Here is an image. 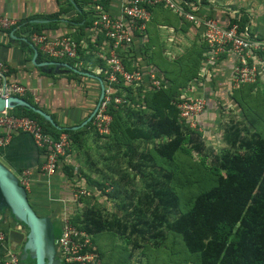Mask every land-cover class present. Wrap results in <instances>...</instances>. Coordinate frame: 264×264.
Returning a JSON list of instances; mask_svg holds the SVG:
<instances>
[{
  "label": "trees",
  "instance_id": "16d2710c",
  "mask_svg": "<svg viewBox=\"0 0 264 264\" xmlns=\"http://www.w3.org/2000/svg\"><path fill=\"white\" fill-rule=\"evenodd\" d=\"M189 1L197 3V0ZM201 1L207 3V0ZM74 2L88 5L89 7L94 2H97L106 8L107 0H75ZM162 8L163 11H170L164 7ZM78 10L80 15V12H83L79 21L85 20L83 26L90 27L94 18L91 11L86 9L83 11L81 6L78 7ZM200 12L208 15L204 10H200ZM215 18L218 24L224 28L238 24L240 31H244L251 22L250 15L244 10H240L238 15L228 13L224 19L220 16H215ZM150 29L148 28V32ZM32 31L43 33V29L39 28ZM33 32H29L28 35ZM261 37L259 38L264 39V36ZM28 41L30 43V36ZM149 42L151 43V38L148 41V45ZM201 43L198 47L199 52H201V58L198 59V56L196 57V60H200L199 63L207 57L209 50L207 43ZM146 50L147 45L144 48V51ZM79 52L81 53L80 50ZM51 59L58 60L55 58ZM65 59L71 63L79 60L77 58H64L63 60ZM90 62H97V60L92 59ZM124 62L128 69H132L130 61L125 60ZM141 64L144 65L145 62ZM199 70L200 67H197L194 73L196 76L189 82L199 76ZM163 74L165 80L167 79V87L148 89L147 86H141L136 90L127 88L129 92L126 98L131 99L132 105L123 103L117 108L111 107L110 112L113 118L115 114H118L122 118L127 117V119L132 120L137 116L138 120H140L132 125L128 123L129 125L127 124L125 127L126 135L131 140L166 139V141L155 148V151L167 162H173L178 154L190 153L187 144H192L193 149L196 151H201L203 144L200 142V135L194 137L196 130L180 117V111L177 107L182 89L186 86L179 85L174 81L173 77L166 73ZM159 75L163 77L162 73ZM22 99L25 103L15 104L11 112L18 116H28L38 120L43 125L44 131L55 137H59L61 133H67L71 141H77L79 135L82 133L86 134L89 128L94 130L93 118L86 125L59 127L55 122L47 121L44 116L33 109H40V106L35 103L34 97L30 92L23 96ZM235 100L241 108H246L243 102L238 99ZM142 102L144 107L142 105L138 106ZM144 110L149 111L147 116H143ZM202 117L201 115L199 124H201ZM185 128L187 132L183 130ZM232 132L230 134L232 139L230 137L227 139L231 147L216 155V165L209 169L214 179L213 183L206 190L197 193L192 198L185 212L170 221L168 218L169 213L179 207V196L175 191L170 190L169 187L166 188L156 183V189L147 190L145 194L147 202L153 205L152 220L147 217L143 208H139L138 214L140 218L138 222L132 223V234L137 232L144 235L145 232H152L151 238H156L162 233V228H167L171 233L181 236L189 252L200 254V264H264V135L256 130L252 132L250 137L246 138L240 137L239 129L237 128H234ZM236 147L239 150L235 151ZM42 153H44V150H42ZM60 165H63V172L72 180L75 175L74 169L64 161L63 156L60 158L56 170ZM93 182L97 184L98 189L102 190L101 192L104 195H117L116 189L108 193L103 183H100L101 181ZM87 183L90 186L93 185L89 180ZM84 197L79 195L77 203L81 204ZM87 203L91 205L86 207L82 213H72L70 220L80 229L92 235L93 241H95L97 235L104 232H127L129 226L120 217L107 218L102 214L100 206L91 201ZM54 223L58 233L61 232V221L54 220ZM139 224L144 225L147 230L137 228ZM129 242L133 244L135 249L142 246L143 253L146 244L150 243V241L146 244L141 241ZM152 242H154V245L151 243L153 247L161 246L165 243L163 241ZM100 259L102 264L101 253ZM30 262L35 264L34 260H30Z\"/></svg>",
  "mask_w": 264,
  "mask_h": 264
},
{
  "label": "rangeland",
  "instance_id": "374dc122",
  "mask_svg": "<svg viewBox=\"0 0 264 264\" xmlns=\"http://www.w3.org/2000/svg\"><path fill=\"white\" fill-rule=\"evenodd\" d=\"M200 5L201 10L208 9L214 18L220 16L224 19L228 13L238 15L240 10H244L250 15L251 20L254 19L256 26L259 20L262 22L261 25H264V0H207V3L201 1ZM161 15L167 17L172 24L178 23L180 19L178 14L167 10L161 11ZM155 22L161 21L155 20ZM256 26L253 25V28ZM156 27L155 23L151 24L149 31L150 38L152 37L151 43L149 42L147 50L141 54L149 64L156 65L163 73L173 77L179 85L192 87L189 81L196 76L195 70L201 64L200 60H196L197 56L198 59L201 58L198 47L202 44V40L199 31L188 29V33L183 37L181 33L173 30L169 34L173 41H169L168 45L167 42H159L161 39L154 29ZM257 33L263 34L260 30ZM258 64L260 73L256 81L243 84L240 89L231 85L232 92L218 94L214 102L209 101L205 96L207 101L205 112L208 114H203L201 124L198 123L199 126L194 128L196 130L194 137L201 136L200 142L203 144L201 151H196L192 144H187L190 153L178 154L173 162H167L155 151V148L166 139L131 140L126 135L125 127L128 123L132 125L140 120L137 116L132 120L127 117L122 118L118 114L112 118L113 123L111 121L112 126L110 124L108 133L100 134L89 128L86 134L79 135L77 141L70 142L63 158L68 165H71L69 160H76L71 165L74 174L80 178L84 176V179L87 178L86 182L101 181L106 192L111 193L116 189L117 193L116 196L104 195L95 182L92 186L85 184L88 189L74 184V197L85 196L80 213L91 205L87 203L91 201L101 207L105 217L111 219L120 217L129 226L126 233L104 232L97 235L95 241H141L144 244L150 241L146 244L144 253L140 252L143 258L139 256L140 260H137L142 261L143 264H200V254L189 252L181 236L171 233L167 228H162L160 235L151 238L152 232H145L144 235L137 232L132 234L131 225L140 218L139 208H143L144 213L152 220L153 205L147 202L145 194L147 190L156 189L157 184L169 187L179 196V207L169 213V220L172 221L185 212L192 198L213 183L214 179L209 169L216 165L215 156L231 147L227 139L234 128L239 129L240 137H250L256 130L264 135V54L262 53L259 54ZM199 78L201 77L197 79ZM235 99L243 102L246 108H241ZM143 104L142 102L141 105L144 107ZM144 112L143 116L149 113L148 110ZM183 130L187 132L186 128ZM234 150L239 149L236 147ZM81 191L85 193L80 194ZM37 213L42 215L39 210ZM137 228L146 229L142 224L137 225ZM152 241L165 243L153 247ZM123 245L127 248V244ZM135 256L137 259L138 255ZM22 263L29 264L30 260Z\"/></svg>",
  "mask_w": 264,
  "mask_h": 264
},
{
  "label": "crops",
  "instance_id": "0c3cea01",
  "mask_svg": "<svg viewBox=\"0 0 264 264\" xmlns=\"http://www.w3.org/2000/svg\"><path fill=\"white\" fill-rule=\"evenodd\" d=\"M74 1L0 0V14L14 17L19 21L18 27L13 31L6 34L0 33V60L8 65L9 77L13 81L26 85L30 89V93L37 98L38 101L34 100L35 103L59 127L86 125L85 122L97 109L102 97V76L97 71L101 64L98 57L101 37L96 44L91 41V31H88L91 26L85 27L83 26L85 20L79 21L83 12L81 11L80 15L78 7L81 6L85 11L87 6ZM106 9L111 14H119L121 0H107ZM162 9V7H156L152 11V21L149 26L150 29L152 23L156 24L157 27L154 29L157 30V36L161 39L159 42L163 43L164 41L167 44L169 41L172 42V36L169 34L173 30L181 33L183 37L188 33V29L198 32L191 23L181 17L178 19V23H169V19L161 15ZM203 10L210 14L208 9L204 8ZM155 20L161 22H155ZM259 21H257L258 26L254 23V19L251 20V25L249 24L251 34L258 37L264 36V25H261L262 22ZM253 25L256 28H253ZM249 26L247 27L249 28ZM38 28L43 29V33L50 37L67 35L85 43L80 48L78 62L71 63L66 59L52 60L45 56L38 47H33L28 41V33ZM258 30L263 34L257 33ZM199 36H201L200 33ZM92 59H96L97 62H90ZM142 60L145 62L144 66L149 67V61ZM235 61L236 57L232 53L221 55L219 60L211 65L204 59L199 70L201 78L197 79L198 76L192 80V87H185L182 90L189 89L191 94L206 96L209 101L213 102L218 94L223 95L229 91L231 93ZM152 66L158 69L156 65ZM158 73H162L165 79L161 70L158 69ZM205 113L208 114V112ZM202 116L204 117V115ZM0 160L17 174L24 169H30L29 198L33 207L37 211L39 210L42 215H48L53 220L62 222L64 217L81 212V204L77 203V198L74 197L75 188L73 186L77 184V186H82L80 188L88 189L86 186L88 183L85 181L87 178L75 175L73 180L69 179L63 172V165H60L53 174L44 173L42 171L44 161L42 150L37 147L32 136L28 133H15L9 144L0 146ZM73 161L76 162V160ZM73 161L69 160L68 162L72 165L75 163ZM65 162L67 163V161ZM10 219L8 213H0V229L5 233L9 229L8 227H15V223ZM6 237L4 252L12 249L8 242V233H6ZM93 242L101 253L102 264H136L138 262L143 264L142 261H137L140 260L139 256L142 257L140 253L143 250L142 246L135 249L129 241ZM124 243L127 244V248L123 245ZM128 248H131V251ZM135 255H138L137 259H135Z\"/></svg>",
  "mask_w": 264,
  "mask_h": 264
},
{
  "label": "built area",
  "instance_id": "2783aa9c",
  "mask_svg": "<svg viewBox=\"0 0 264 264\" xmlns=\"http://www.w3.org/2000/svg\"><path fill=\"white\" fill-rule=\"evenodd\" d=\"M200 2L201 0H197V3L189 0H121L119 14H111L97 2L90 7L86 5V10L91 11L94 16L88 29L91 31L90 39L96 44L101 37L98 52L101 64L97 71L102 76L103 86L102 97L93 116L95 131L100 134L109 132L113 118L111 107L117 108L123 103L132 105L131 99L126 98L129 92L127 88L136 90L147 86L148 89H160L168 86L167 80L159 75L155 66L141 64L145 58L141 52L149 41L148 28L152 21V10L156 7L162 6L180 15L199 31L202 42L209 46L206 57L208 64L217 62L220 54L235 55L232 87L239 88L256 81L260 73L258 57L260 53H264V39L252 35L248 27L240 31L238 24L229 28L220 26L216 18L200 12ZM18 24L16 18L0 14L1 34L13 31ZM29 36L33 47H38L44 55L55 59L77 58L80 48L85 45L67 35L50 37L45 33L33 32ZM125 60L132 63V69L127 68ZM28 92L30 89L26 85L9 77L8 65L0 60V97L22 98ZM34 100L38 101L36 97ZM206 105L205 97L191 94L189 90H184L177 102L180 117L192 128L198 126ZM12 109L7 107L0 112V146L9 144L15 133H28L37 147L44 150L42 171L53 174L69 147V135L61 133L59 137H55L45 132L38 120L18 116L11 112ZM17 176L20 184L28 190L31 184L30 169H24ZM61 223V232L55 243L62 261L66 264H101L100 253L93 243L92 235L72 223L70 217H64ZM6 238V233L0 229V264H22L19 254L11 250L4 252Z\"/></svg>",
  "mask_w": 264,
  "mask_h": 264
},
{
  "label": "water",
  "instance_id": "95a60500",
  "mask_svg": "<svg viewBox=\"0 0 264 264\" xmlns=\"http://www.w3.org/2000/svg\"><path fill=\"white\" fill-rule=\"evenodd\" d=\"M18 103L25 101L20 97L8 99L0 97V112L7 107L14 108ZM33 109L47 121L54 122L45 111ZM96 110L85 124L93 118ZM29 197V192L20 184L17 173L0 160V213H8L10 221L15 223L14 228L8 227V242L13 249L11 251H16L21 261L34 260L35 264H66L57 252L55 240L60 232L55 229L54 220L48 215L38 214Z\"/></svg>",
  "mask_w": 264,
  "mask_h": 264
}]
</instances>
